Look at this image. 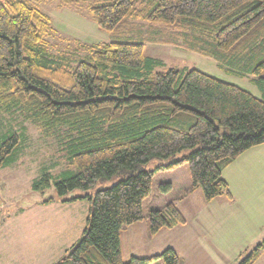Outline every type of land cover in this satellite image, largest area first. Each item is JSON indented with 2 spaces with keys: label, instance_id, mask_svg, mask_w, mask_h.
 <instances>
[{
  "label": "trees",
  "instance_id": "1",
  "mask_svg": "<svg viewBox=\"0 0 264 264\" xmlns=\"http://www.w3.org/2000/svg\"><path fill=\"white\" fill-rule=\"evenodd\" d=\"M40 1L0 0V106L24 109L37 125L67 129V161L78 171L56 181L60 195L124 176L111 187L60 199L87 200L90 209L80 240L53 264H180L171 247L125 261L121 232L144 219L155 170L186 163L187 192L199 188L206 201L231 197L224 168L264 144V0H59L61 8L84 5L98 27L116 35L90 45L86 58L69 67L50 58L52 19ZM129 23L146 28L134 36ZM147 42L212 57L229 74L249 75L263 98L196 68L157 70L163 61L145 53ZM19 142L15 131L0 140V169ZM154 159L159 164L148 170ZM50 179L44 173L34 188ZM161 186L167 191L171 183ZM148 219L152 235L186 222L173 201L151 209ZM263 248L264 240L237 264H253Z\"/></svg>",
  "mask_w": 264,
  "mask_h": 264
},
{
  "label": "rangeland",
  "instance_id": "2",
  "mask_svg": "<svg viewBox=\"0 0 264 264\" xmlns=\"http://www.w3.org/2000/svg\"><path fill=\"white\" fill-rule=\"evenodd\" d=\"M38 4L52 19V30L46 43L54 64L73 66L86 58L90 45L109 41L116 36L98 27L84 5L61 8L59 0H44ZM130 25L131 23L127 25L126 31L135 33L134 36H140V30L146 28H132ZM145 53L163 61L157 70H166L170 67L196 68L235 83L263 98V91L251 81L249 75L243 77L231 75L212 57L176 44L154 42L146 43ZM12 131L18 133L20 142L10 154L9 161L0 169V264H53L80 240L87 226L88 214V201H84L81 207V203L73 204L58 200L111 187L124 176L115 175L110 179L99 180L88 190L75 188L60 195L56 189V181L70 172L78 171L77 167L70 166L67 161L66 142L69 138L66 135L67 129L37 125L24 109H7L0 106V140ZM189 152L190 150H185L182 154ZM182 154H178L177 157ZM158 164V160L154 159L146 168L155 170ZM44 173L50 174V185L37 190L34 188V182ZM190 177L189 166L186 163L175 169L154 171L151 192L142 202L144 219L125 227L131 229H123L121 233L125 261L131 257L130 253L148 257L159 254L168 247L178 249L185 255V244L180 243L178 231L165 228L158 235L151 233L149 235L142 229L150 228L148 215L151 209H163L166 203L174 199L180 201L186 222L172 228H191L192 231L194 228H214L215 233H218L216 228H224L225 234L222 235L224 243L229 244L231 241L232 245L234 241H238L235 246L241 245L237 250L229 251L230 264L234 259L233 264H237L244 257L245 252L243 255L238 252L248 245L246 241L252 235L251 230L255 224L251 222L241 224L240 219L234 223L231 219H225L219 224L216 203L205 201L199 188L192 193L186 191L188 181L191 182ZM166 182L171 183L167 191L161 186ZM51 196L57 201L44 202ZM263 218L264 216L260 215L256 219ZM215 236L217 237V234ZM263 239L264 236L261 240ZM261 240L259 238L250 249ZM193 248L200 249L198 244H194ZM153 264L165 263L162 259H157ZM257 264H263V261H258Z\"/></svg>",
  "mask_w": 264,
  "mask_h": 264
},
{
  "label": "crops",
  "instance_id": "3",
  "mask_svg": "<svg viewBox=\"0 0 264 264\" xmlns=\"http://www.w3.org/2000/svg\"><path fill=\"white\" fill-rule=\"evenodd\" d=\"M222 175L228 183V187L231 192V197L227 195H221L207 202L216 203L218 207L217 221L219 224H221L222 221H225V219L227 220L231 219L233 223L237 222L240 219L241 224L242 223L248 224L250 222L252 224H255L254 225L255 227H253V229L251 230L252 235L246 241L248 242V245L244 247L245 248L244 250L238 252L240 255H243L245 252L246 255L248 254L249 250H251L250 248L259 240V238L261 240V238H263L264 236V218L256 219L260 215L264 216V144L254 146L246 150L230 165L224 168ZM191 186H192V181L191 182L188 181V187L186 191H188L191 188ZM52 201H53L52 203H54L57 200L56 201L52 200ZM84 201L87 200H76V201H66V202L73 204L75 203L82 204L84 203ZM172 201L182 211L180 207V201L176 199ZM81 207H83V204L81 205ZM89 209H90V204L88 202V206H87L88 212ZM131 225H129L128 227H130ZM125 229H131V228H125ZM142 229L145 234L148 233L150 235V228H142ZM163 229H161L155 235H158ZM171 229L179 232L178 239L180 243L182 242L185 244L184 246L185 255L181 254L178 249H177L178 251L175 249L180 257V264H230L231 260L228 259L230 257L229 251L231 249L237 250L238 248L241 247V245L235 246V244H237L238 241L236 242L234 241V244L232 245H231V241H229V244L224 243L225 240L222 238V235L225 234L224 228H216L218 233H215V231L213 232L214 228H194V231H192L191 228H171ZM197 231H199V233ZM215 234H217V237L215 236ZM221 240L224 243V245H222L223 243H221ZM194 244L195 245L198 244V247L200 249L199 250L194 249L193 248ZM121 245H122V241H121ZM122 252H123V247H122ZM130 256H140V255H137L135 253H130ZM123 257H124V252H123ZM262 259H264V248L261 251V254L258 257V259H256V261L253 264H257L258 261H263L264 264V260ZM234 262L235 259L232 261V264Z\"/></svg>",
  "mask_w": 264,
  "mask_h": 264
}]
</instances>
